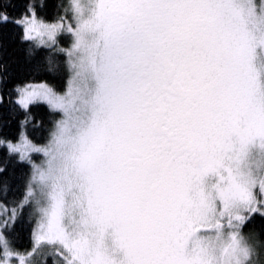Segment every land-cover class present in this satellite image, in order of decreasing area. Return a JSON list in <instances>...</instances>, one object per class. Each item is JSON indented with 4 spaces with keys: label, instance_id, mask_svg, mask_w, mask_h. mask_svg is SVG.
<instances>
[{
    "label": "snow or ice",
    "instance_id": "6c2138e0",
    "mask_svg": "<svg viewBox=\"0 0 264 264\" xmlns=\"http://www.w3.org/2000/svg\"><path fill=\"white\" fill-rule=\"evenodd\" d=\"M0 264H264V0H0Z\"/></svg>",
    "mask_w": 264,
    "mask_h": 264
},
{
    "label": "trees",
    "instance_id": "16d2710c",
    "mask_svg": "<svg viewBox=\"0 0 264 264\" xmlns=\"http://www.w3.org/2000/svg\"><path fill=\"white\" fill-rule=\"evenodd\" d=\"M10 51H11V47H10ZM16 56L18 58H22V53L21 52H16ZM11 195L9 196V199H11ZM25 226L23 228H21L20 230V240L19 242L21 244H25L28 242V238H29V232H30V228L27 225V217H25V222H24Z\"/></svg>",
    "mask_w": 264,
    "mask_h": 264
}]
</instances>
